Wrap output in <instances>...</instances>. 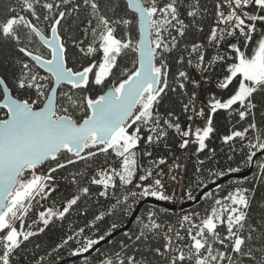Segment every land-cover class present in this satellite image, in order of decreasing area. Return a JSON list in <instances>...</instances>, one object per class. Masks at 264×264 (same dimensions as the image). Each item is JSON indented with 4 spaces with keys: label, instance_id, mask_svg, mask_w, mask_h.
Masks as SVG:
<instances>
[{
    "label": "snow or ice",
    "instance_id": "6c2138e0",
    "mask_svg": "<svg viewBox=\"0 0 264 264\" xmlns=\"http://www.w3.org/2000/svg\"><path fill=\"white\" fill-rule=\"evenodd\" d=\"M14 3L0 13V41L27 60L11 61V76L0 74V264H20L31 238L72 212L86 214L82 205L93 186L98 198L115 202L86 227L118 207L131 212L130 199L172 201L165 177L185 166L175 156L171 167L168 157L153 158L151 149L159 145L172 141L184 151L191 146L188 158L197 157V172L215 158L214 138L232 154L239 144L245 166L264 155V0H212L211 8L201 0ZM193 32L203 39L192 38ZM78 111L79 120L73 115ZM221 113L223 132L216 119ZM144 158H150L147 167ZM78 163L83 167L71 173L76 191L26 223L37 197L56 191L55 174ZM209 171L220 179L242 167ZM259 172L264 181V162ZM170 179L178 183L176 175ZM212 183L215 190L202 192L211 201L203 214L193 210L165 227L157 211H149L146 223L137 218L139 233L129 239L135 244L162 236L163 247L149 252L165 264H264V215L255 223L250 216L255 188L226 190ZM186 195L196 200L191 190ZM116 228L79 240L81 227L53 252L70 241L78 244L72 256L99 251L96 246ZM127 249L121 242L120 252L102 254L98 264H151ZM36 264H46L45 257Z\"/></svg>",
    "mask_w": 264,
    "mask_h": 264
},
{
    "label": "trees",
    "instance_id": "16d2710c",
    "mask_svg": "<svg viewBox=\"0 0 264 264\" xmlns=\"http://www.w3.org/2000/svg\"><path fill=\"white\" fill-rule=\"evenodd\" d=\"M201 2L202 4L211 8L212 0H201ZM9 3L13 4V6H16L14 0H0V13L4 12L5 6ZM210 23V19L205 20L203 23L205 34L207 33ZM192 38L203 39V35L193 32ZM41 50L44 51L45 55H47L46 50ZM17 58L27 60V58L24 57L23 54L15 51L11 44H9L8 42L0 41V74H7L11 76L13 71H15V68L11 65L10 62ZM81 62L86 64L87 60H82ZM6 63L8 65L7 67L5 66ZM124 63L129 64L130 62L128 60H125ZM40 71L42 74H46L45 70L41 69ZM207 87L209 90H215L211 85ZM96 91L99 92V89H96ZM259 100L260 98L257 97V101ZM176 107L177 111H179V106L177 105ZM0 115H2V111H0ZM73 115L75 119L79 120L83 113L78 111ZM216 119L220 122V131L223 132L225 130L223 127L225 123L224 115L221 113L217 116ZM210 147L215 148L217 154L214 159L205 161V165L200 172H197V167H199V165L197 164V157L192 156L191 159L188 158L189 153L194 150L191 146L189 150L184 151L180 150L175 142L170 141L167 147L162 144L157 146L156 148L151 149L153 158H158L159 156L168 157V166H171L173 164V156L178 157V162L182 163L185 166L184 203L192 201L189 200L186 195L189 190H191L192 195L197 198L198 195L204 190V184H207V186H209L213 184V180L217 182L222 179H217L215 176H212L209 170H226L227 167H236L239 165L242 167L241 172H246L251 167V165L245 166L242 164L244 157L243 154L239 151V144L236 145L237 151L235 152V154L229 153L226 146L223 148V150H221V141L216 138L213 139ZM229 155L233 156L232 160L228 159ZM204 158L205 157L203 154L199 156V159ZM141 162L144 164V166L147 167L150 164V158H144ZM259 162H264V155H261L256 159L253 172L250 175L244 178H232L222 184L226 190H231V188L236 186H240L243 188H255V195L251 197L250 208V216L252 217L254 223L262 215H264V181L261 180V174L259 172ZM82 167L83 165L78 163L76 166H68L66 169L58 171L55 174L57 178L56 191L51 193V195L47 199L41 200L39 197H37V201H34L35 207L30 213L28 221L26 223H30L31 220L35 219L36 213L50 206L53 201L57 206H59L62 201H64L66 198H69L71 194L76 191V186L71 183V173H75ZM212 190H215V188ZM91 191L93 195L88 198L86 205H82L87 209L86 214H80L79 211L72 212L66 217L64 221L50 225L44 233L31 238L30 242H26L25 246H23L22 253L19 258L20 264H36V261L40 256L45 257L46 264H85V257H87L88 264H98V258L102 254L112 255L115 252H120L121 242L128 245V255H135L137 259L143 257L146 261H150L151 264H165V262L161 258L156 257L149 252L150 248L163 247L164 239L162 236H149V239L146 243L138 242L133 244V241L129 239V236H132L134 239V235L139 233L141 225L137 218H140V220H143L146 223L147 220L145 218L147 217L148 212L157 211V222L162 223L166 227L167 225H173L175 221H178L179 217L182 214L191 213L193 210L204 212V210L211 204L210 200H205L202 198L195 206L177 213L176 211H173L171 209L147 203L142 206L139 214L133 220L130 227L127 230L118 233L109 241L99 246V251L94 250L88 255H84L86 254L84 253L80 256H72L70 253L75 247L78 246V244L76 243V241H70L69 244L64 248L58 249L57 251L53 252V249L57 244L61 242L62 238L66 237V235L71 234L72 231L78 230L81 227L85 228V232L82 237L78 238L79 240H83L84 237L95 238L98 235L106 234L111 229L112 224L117 225V228L112 232V234L124 229L130 223V220L140 202L145 199L142 198L139 201V204L136 206H133V202L130 199L128 203L132 205L133 210L131 212H127L126 208L121 209L118 207L115 210L111 211L109 214L105 215L102 221H98L95 227H86V225L93 220L96 214H98L100 211H106L115 202L114 200H106L103 197L98 198L96 196V193L99 191L97 186H93ZM223 194L224 193H221V195ZM117 195H120V193H117ZM160 209H168V211H159ZM107 237L108 236H106V238ZM36 245H39L40 247L37 248ZM257 247H259V245H257ZM49 253H51L50 256ZM245 264H248V262H245Z\"/></svg>",
    "mask_w": 264,
    "mask_h": 264
},
{
    "label": "water",
    "instance_id": "95a60500",
    "mask_svg": "<svg viewBox=\"0 0 264 264\" xmlns=\"http://www.w3.org/2000/svg\"><path fill=\"white\" fill-rule=\"evenodd\" d=\"M261 156V154H257V157H254L253 160L254 162L251 164V167L248 171L246 172H240V173H233V174H230L229 176L227 177H224L222 178L221 180L217 181L216 183L217 184H223L225 181L229 180V179H232V178H244L248 175H250L252 172H253V169H254V164H255V161L256 159ZM215 188V184H211L207 187V189H204L203 191L205 190H212ZM202 191V192H203ZM202 192L198 195V197L196 198L195 201H190V202H185L184 204H182L181 206L177 207L176 205L170 203V202H167V201H159L157 200L156 198L154 197H147L145 198L144 200H142L140 202V204L138 205L134 215L132 216L131 220H130V223L127 225V227H125L124 229L122 230H119L117 232H115L114 234H112L110 237H107L105 241H102L99 245L96 246V248H98L99 246H101L102 244L106 243L107 241H109L112 237H114L115 235H117L118 233L122 232V231H125L127 230L131 223L133 222V220L137 217V215L139 214L142 206L144 204H147V203H150V204H155V205H158V206H162V207H165V208H168V209H171L173 211H176L177 213L183 211V210H187L193 206H195L197 203H199V201L202 199ZM95 250V249H94ZM94 250H90V252L84 254V255H88L90 253H92Z\"/></svg>",
    "mask_w": 264,
    "mask_h": 264
},
{
    "label": "built area",
    "instance_id": "2783aa9c",
    "mask_svg": "<svg viewBox=\"0 0 264 264\" xmlns=\"http://www.w3.org/2000/svg\"><path fill=\"white\" fill-rule=\"evenodd\" d=\"M171 167V166H168ZM168 167H165V172H168ZM171 175H176L177 176V182H174L170 179ZM184 187H185V177H184V167L182 170L176 169L173 170L171 173H169V176L165 177V188L167 190L168 194H173L174 193V199L172 201H167L170 202L177 207L181 206L184 204ZM155 198V197H154ZM138 203L133 204V206L138 205ZM201 214L203 212L199 211ZM177 221L173 225H176Z\"/></svg>",
    "mask_w": 264,
    "mask_h": 264
}]
</instances>
